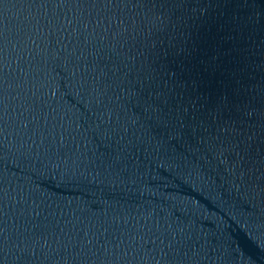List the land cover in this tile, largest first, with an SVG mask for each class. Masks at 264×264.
I'll use <instances>...</instances> for the list:
<instances>
[{
    "label": "water",
    "instance_id": "95a60500",
    "mask_svg": "<svg viewBox=\"0 0 264 264\" xmlns=\"http://www.w3.org/2000/svg\"><path fill=\"white\" fill-rule=\"evenodd\" d=\"M0 264H264V0H0Z\"/></svg>",
    "mask_w": 264,
    "mask_h": 264
}]
</instances>
